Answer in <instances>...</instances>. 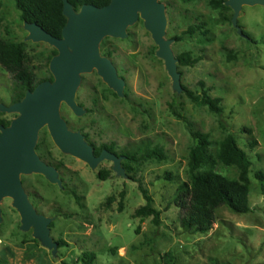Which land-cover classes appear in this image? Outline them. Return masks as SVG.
Here are the masks:
<instances>
[{
  "label": "rangeland",
  "instance_id": "rangeland-1",
  "mask_svg": "<svg viewBox=\"0 0 264 264\" xmlns=\"http://www.w3.org/2000/svg\"><path fill=\"white\" fill-rule=\"evenodd\" d=\"M226 1L229 9L220 11L209 0H158L174 59L183 51L201 57L193 66L175 60L177 77L157 54L141 11L123 35L99 41V55L113 63L123 81L121 93L93 66L79 73L73 93L81 113L61 101L60 116L88 146L113 143L119 152L146 144L161 149L165 158L133 163L129 172L116 156L93 164L57 145L45 123L33 150L55 178L42 171H23L18 178L28 207L45 218L47 233L35 222L25 224L12 196H2L0 264H86L84 253L94 255L91 264H164L166 253L173 264H264V3L243 2L235 10ZM19 15L14 0H0V37L24 43L36 77L54 79L49 57L56 48L35 40ZM202 23L206 36L197 30L183 40L174 38ZM200 81L211 96L221 98V116L191 102L179 88L184 84L200 92ZM12 88L11 76L0 66V119L10 123L19 115L3 108L14 103ZM190 129L209 135L211 151L225 134H234L252 162L250 211L239 214L221 206L205 233L180 226L183 208L175 202L178 186L188 180ZM216 169L229 178L238 174L233 166L218 164ZM99 171L107 177L100 178ZM140 187L160 211L159 225L152 217L134 215L146 202Z\"/></svg>",
  "mask_w": 264,
  "mask_h": 264
},
{
  "label": "water",
  "instance_id": "water-1",
  "mask_svg": "<svg viewBox=\"0 0 264 264\" xmlns=\"http://www.w3.org/2000/svg\"><path fill=\"white\" fill-rule=\"evenodd\" d=\"M243 2L257 4L264 3V0H228L235 10ZM138 11L146 19L147 28L158 45L157 54L164 58L170 75L177 77L172 49L169 41L164 39V9L158 0H110L101 8L86 5L77 12L67 0H63V13L68 21L62 29L61 38L51 36L39 25H29L35 40L46 41L58 51L50 61L54 80L40 83L28 91L22 100L3 107L6 111H19V115L8 127L1 128L0 199L11 195L25 224L35 222L43 234L47 233L45 218L28 207L18 174L23 171H42L50 178H55L54 170L33 150L36 132L45 123L57 145L88 162L96 164L104 157L115 156L107 151L95 156L92 148L84 143L83 136L67 127L58 106L61 101H65L75 113H81V107L72 98L73 93L79 73L93 66L100 76L110 79L113 87L121 93L123 81L118 77L113 63L99 55L98 43L104 36L123 35L125 27L136 18Z\"/></svg>",
  "mask_w": 264,
  "mask_h": 264
},
{
  "label": "trees",
  "instance_id": "trees-1",
  "mask_svg": "<svg viewBox=\"0 0 264 264\" xmlns=\"http://www.w3.org/2000/svg\"><path fill=\"white\" fill-rule=\"evenodd\" d=\"M67 1L76 12L86 5L101 8L110 2V0ZM226 2V0H209L208 3L214 9L225 11L229 9ZM14 3L20 12L19 17L23 23L39 25L51 36L62 37V29L68 21L63 13V0H14ZM222 19L229 20L228 16L225 15ZM197 30H200L204 36L208 32L207 29L203 28V23L190 25L174 38L178 41L183 40L188 36H192ZM242 33L253 40L247 32L242 31ZM206 39L208 40V37ZM57 53L58 51L53 49L49 59ZM200 59V56L193 57L188 51H183L175 56V60L182 66H193ZM0 66L8 72L13 80V102L22 100L28 91H32L40 83L54 80L52 75L42 79L36 77V74L28 65L24 43L1 37ZM199 85L200 92L194 91L184 84H179V88L191 102L205 106L211 113L221 116L223 113L221 98L211 96L202 81L199 82ZM170 107L173 109V104H170ZM173 112L175 113V111ZM9 125L10 120L0 119L1 128H6ZM72 129L74 130V128ZM190 134L192 144L189 148L187 160L188 180L178 186L175 202L183 208L182 215L179 217L180 226L187 232L205 233L214 222V211L221 206H227L231 211L239 214L250 211L248 197L250 192L249 173L252 162L245 150L239 146L235 135L232 133L223 136L217 143L215 151H211L212 142L207 133L190 129ZM35 149L39 150L40 144H37ZM103 149L115 153L118 158H123V166L127 172L133 169V163L151 159L160 161L165 158L161 149L146 144L136 145L129 150H120L119 152L113 150V143L102 144L100 147L94 148V153L98 154ZM218 164L235 167L238 173L237 177L229 178L217 171ZM107 175L108 173L105 171L98 172V176L102 179H105ZM256 176L260 180L263 178L260 172ZM140 189L146 202L135 209L134 215L152 217V222L159 225L160 211L153 207V199L147 190L142 187ZM75 197L77 196L75 195ZM121 198H123V193H121ZM84 258L86 264H91L94 255L84 253ZM173 262V256L166 253L164 264H173Z\"/></svg>",
  "mask_w": 264,
  "mask_h": 264
},
{
  "label": "flooded vegetation",
  "instance_id": "flooded-vegetation-1",
  "mask_svg": "<svg viewBox=\"0 0 264 264\" xmlns=\"http://www.w3.org/2000/svg\"><path fill=\"white\" fill-rule=\"evenodd\" d=\"M103 144H104V143H103ZM101 145H102V144H101ZM101 145L96 146L95 144H90V147L92 148L93 153H94V148H98V147H100ZM102 151H107V150L103 149V150H101L98 154H95V153H94V155H95V156H98V155H100V153H101ZM107 152H109V151H107ZM109 153H112V152H109ZM112 154L115 155V153H112ZM115 156H116V155H115ZM116 157H117V156H116Z\"/></svg>",
  "mask_w": 264,
  "mask_h": 264
}]
</instances>
